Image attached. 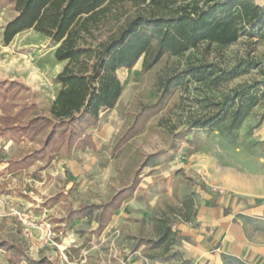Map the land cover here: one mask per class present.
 Returning a JSON list of instances; mask_svg holds the SVG:
<instances>
[{
    "label": "rangeland",
    "instance_id": "rangeland-1",
    "mask_svg": "<svg viewBox=\"0 0 264 264\" xmlns=\"http://www.w3.org/2000/svg\"><path fill=\"white\" fill-rule=\"evenodd\" d=\"M256 1L264 8V0ZM15 15L13 6L0 0V81L20 84L12 91V103H34L35 112L46 114L59 90L55 78L65 63L55 60V44L34 30L3 46V28ZM201 62L215 65L212 82L184 78L163 95L168 79ZM240 62L254 66L241 73ZM142 63L143 57L132 69L116 72L122 92L115 107L102 111L97 126L88 132L93 148L63 149L48 162L35 161L10 172L7 161L38 145L17 133L5 136L0 144V241L20 246L27 257L45 264H119L135 252L154 260L178 246L180 229L199 226L204 204L216 206L230 198L236 201L230 209L242 246L259 256L255 264H264V100L231 134L228 116L204 129L189 125L215 113L212 103L232 89L261 83L257 88L264 90V32L227 47L202 46L183 56L165 55L144 73ZM235 66L236 78L216 80ZM153 106L146 115L145 109ZM133 185L132 195L102 232L99 210H86V217L65 222L68 209L99 206ZM257 204H263L259 216L239 214ZM163 236L158 248L138 246ZM12 259L0 249V264H13Z\"/></svg>",
    "mask_w": 264,
    "mask_h": 264
},
{
    "label": "trees",
    "instance_id": "trees-1",
    "mask_svg": "<svg viewBox=\"0 0 264 264\" xmlns=\"http://www.w3.org/2000/svg\"><path fill=\"white\" fill-rule=\"evenodd\" d=\"M5 1L13 6L16 15L3 28V46H8L16 35L34 30L55 44V60L65 63L55 78L59 90L46 114L35 112L34 103L21 106L12 103L15 95L12 91L20 84L0 81V135L17 133L38 145L27 155L7 161L6 170L10 172L27 168L35 161L48 162L63 149L93 148L88 132L97 126L102 111L115 107L122 92L116 72L132 69L141 57L144 73L165 55L183 56L202 46L227 47L242 37L254 39L264 32V8L253 0ZM238 65L243 66L241 73L254 66L248 62ZM235 70L236 66L216 80L227 82L236 78L239 73ZM215 72L213 64L188 65L163 84V95L184 78L200 84L212 82ZM260 85L239 87L222 95L218 102L212 103L217 111L193 119L190 128L204 129L228 116L227 132L231 134L264 100V90L257 88ZM154 108L147 107L145 114ZM134 186L119 191L99 206L68 209L65 222L86 217V210H99L97 225L102 232L112 223L121 203L132 195ZM165 239L163 236L156 242L140 241L138 246L150 244L158 248ZM0 249L12 254L13 264L21 260L27 264L46 263L30 259L20 246L6 241H0ZM221 261L247 264L227 254L221 255Z\"/></svg>",
    "mask_w": 264,
    "mask_h": 264
},
{
    "label": "crops",
    "instance_id": "crops-1",
    "mask_svg": "<svg viewBox=\"0 0 264 264\" xmlns=\"http://www.w3.org/2000/svg\"><path fill=\"white\" fill-rule=\"evenodd\" d=\"M253 1L256 5L263 7L260 2ZM7 135H0V144L4 142ZM235 202L230 198H222L221 203H217L216 206L204 204L203 211L198 214V220L201 221L199 226L194 229L188 227L180 229L178 246L164 258L147 260L135 252L134 256L131 255L125 259L124 263L119 264H222V254L236 257L247 264L259 262V256L251 248L242 246V237L234 228L233 211L230 207ZM262 206L263 204L250 206L248 211H242L239 214L249 216L248 212L250 214L254 212L255 216H259Z\"/></svg>",
    "mask_w": 264,
    "mask_h": 264
}]
</instances>
